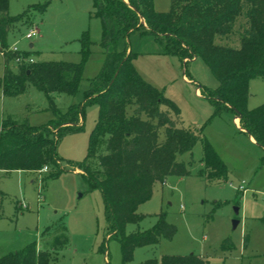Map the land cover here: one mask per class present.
<instances>
[{
    "label": "rangeland",
    "instance_id": "374dc122",
    "mask_svg": "<svg viewBox=\"0 0 264 264\" xmlns=\"http://www.w3.org/2000/svg\"><path fill=\"white\" fill-rule=\"evenodd\" d=\"M36 1L9 0L8 13L21 14ZM169 2L153 0V7L167 11ZM92 10V0H51L42 12H29L27 20L15 25L8 35V45L29 48L39 61L80 62L78 39L84 31L95 43L83 61L76 93H53L59 110L76 103L83 104L84 113L82 128L64 133L57 142L58 174L44 179L49 169L43 167L33 173L0 172V255L36 241L51 249L56 256L54 264H140L149 258L159 261L165 254L188 253L202 256L204 264H264V148L240 129L239 119L231 109L214 112L215 105L207 91L217 86V80L202 58L194 57L182 64L177 56L161 53L151 34L138 32L127 39L119 38L116 49L127 46V51L132 50V62L140 76L174 101L183 125L202 129L201 135L225 163L227 176L207 180L197 175L201 169L200 140L189 152L178 155L189 174L169 175L164 182H156L150 197L137 207L143 217L126 225L127 232L149 229L163 213L174 234L170 239L160 238L155 245L136 247L132 257L122 261L118 241L110 234L101 191L86 188L78 165L86 155L89 133L98 118L97 103L85 102L83 93L104 62V52L98 45L100 21ZM30 28L37 33L26 40L23 36ZM215 41L238 45L235 33L228 38L216 37ZM9 65L16 70V65ZM199 86L207 89L205 94L200 90L199 95L195 93ZM262 103L264 78L251 77L246 106L252 109ZM48 104L44 92L27 84L16 96L0 95V123L2 119L44 123L53 117ZM162 136L161 130L159 139ZM99 152H104L103 142ZM90 165L97 166L96 157ZM234 219L237 223L232 227ZM226 239L230 245L222 247Z\"/></svg>",
    "mask_w": 264,
    "mask_h": 264
},
{
    "label": "trees",
    "instance_id": "16d2710c",
    "mask_svg": "<svg viewBox=\"0 0 264 264\" xmlns=\"http://www.w3.org/2000/svg\"><path fill=\"white\" fill-rule=\"evenodd\" d=\"M8 1L0 0L3 47L8 46V35L15 25L26 21L31 11L42 12L51 0H37L18 15L8 13ZM92 2V15L100 21L98 45L104 52V62L83 93L85 102L97 103L98 118L89 133L86 155L78 165L86 188L101 191L110 234L117 239L125 262L136 247L155 245L160 238L170 239L174 234L163 213L149 229L127 232L126 225L143 217L137 207L150 197L156 182H164L169 175L189 174L178 155L189 152L200 140L201 169L197 175L222 180L227 169L201 135L202 129L183 125L179 107L140 76L132 62L135 53L127 51V46L116 49V42L133 32L149 33L161 53L177 56L182 64L194 57L202 58L217 86L209 92L199 86L201 94L207 91L215 113L221 108L231 109L241 129L264 148V103L252 109L246 106L249 79L264 78V0H170L167 11L155 10L153 0ZM234 33L236 46L215 41L216 37L228 38ZM78 40L80 62L35 60L17 65L15 70L9 65L11 57L6 59L0 76V95L16 96L31 84L44 92L53 117L36 125L2 119L1 173L38 171L46 166L49 171L44 179L58 174L57 142L64 133L82 128L84 113L83 104L76 103L59 110L53 93H76L83 61L95 43L87 31ZM161 130L163 136L159 139ZM101 142L104 152L98 153ZM94 157L96 167L90 165ZM228 245L230 241L224 240L222 247ZM55 258L50 248L33 241L0 255V264H54ZM204 263L199 254L188 253L165 254L159 261L149 258L140 264Z\"/></svg>",
    "mask_w": 264,
    "mask_h": 264
},
{
    "label": "built area",
    "instance_id": "2783aa9c",
    "mask_svg": "<svg viewBox=\"0 0 264 264\" xmlns=\"http://www.w3.org/2000/svg\"><path fill=\"white\" fill-rule=\"evenodd\" d=\"M37 33V30L35 28L28 29L23 38L26 40H30L33 36H35ZM28 49H23L19 47L16 43H13L11 45H8L7 47H3L0 45V62L2 65L6 62V59L11 57L10 63H13L14 65H20V64H28L34 62L36 59L33 56L32 53L29 52ZM43 169H47L46 166L43 167ZM242 186L240 185L239 188Z\"/></svg>",
    "mask_w": 264,
    "mask_h": 264
},
{
    "label": "crops",
    "instance_id": "0c3cea01",
    "mask_svg": "<svg viewBox=\"0 0 264 264\" xmlns=\"http://www.w3.org/2000/svg\"><path fill=\"white\" fill-rule=\"evenodd\" d=\"M32 46H33V44H32L31 42H29V43H28V47L32 48ZM0 64L2 65L1 62H0ZM2 69H3V65H2ZM183 78H184L185 80H189V79L187 78V76L184 75V74H183ZM195 93H196L197 95L200 94L198 88L195 89ZM237 118H238V117H237ZM233 121L235 122V125L239 127V124H237V122H236V120H235V116L233 117ZM239 128H240V127H239ZM240 129H241V128H240ZM241 130H243V129H241ZM249 138H250V140L254 141L253 137L249 136ZM254 142H255V141H254ZM21 171H24V170H21ZM30 172H32V171H30ZM32 173H33V172H32ZM238 187H239V186H238Z\"/></svg>",
    "mask_w": 264,
    "mask_h": 264
},
{
    "label": "water",
    "instance_id": "95a60500",
    "mask_svg": "<svg viewBox=\"0 0 264 264\" xmlns=\"http://www.w3.org/2000/svg\"><path fill=\"white\" fill-rule=\"evenodd\" d=\"M237 211H238V208H235V213H237ZM236 223H237V219H234L232 221V227H235Z\"/></svg>",
    "mask_w": 264,
    "mask_h": 264
}]
</instances>
